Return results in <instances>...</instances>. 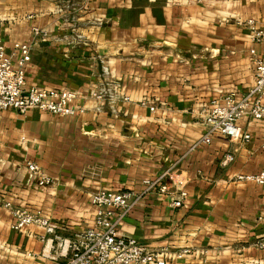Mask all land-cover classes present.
Segmentation results:
<instances>
[{
    "label": "crops",
    "instance_id": "crops-1",
    "mask_svg": "<svg viewBox=\"0 0 264 264\" xmlns=\"http://www.w3.org/2000/svg\"><path fill=\"white\" fill-rule=\"evenodd\" d=\"M249 18L264 30V0H0L7 53L14 42L31 41L33 26L48 33L31 41L26 86L67 89L87 109L76 116L0 112V264H62L50 240L92 225L93 192L139 191L143 179L165 172L168 192L146 194L119 235L152 249H192L166 264H264L253 244L264 236V185L236 179L264 171V121H238L248 142L215 132L188 151L206 133L209 101L254 83L248 50L264 60V39L250 41ZM108 81L129 100L115 103L116 114L107 102L94 114L90 94ZM225 153L234 160L222 167ZM28 161L52 184L36 188L11 168ZM180 190L187 196L174 207ZM1 200L40 211L54 233L10 229Z\"/></svg>",
    "mask_w": 264,
    "mask_h": 264
},
{
    "label": "built area",
    "instance_id": "built-area-1",
    "mask_svg": "<svg viewBox=\"0 0 264 264\" xmlns=\"http://www.w3.org/2000/svg\"><path fill=\"white\" fill-rule=\"evenodd\" d=\"M244 24L253 44L260 43L264 39V30L259 28L252 18L247 19ZM47 36L48 33L43 29L36 26L31 28L32 43ZM77 38L80 36L77 35ZM31 41L14 42L11 52L7 53L0 37V112L11 109L24 114L30 108H37L58 116L87 113V109L82 104L75 102L76 95L72 91L63 88L43 89L26 86L25 68L31 59ZM248 53L254 67V83L245 93H228L209 101L203 109L202 118L206 133L200 140L192 143L188 151L194 150L199 144L209 143L211 135L215 132L228 139L248 142L250 135L241 131L238 121L243 118L264 121V60L256 55L253 47ZM104 74H108L106 69ZM120 91L121 86L113 81L103 83L92 91L90 97L97 101L93 113L102 112L107 102L110 112L116 114L115 103L118 100H129V97L121 95ZM139 104L147 106L151 111L155 109L154 105H149L146 100L140 101ZM233 160L232 153H225L219 165L225 167ZM11 168L19 171L22 177L36 188H45L53 182L34 161H28L20 166L14 165ZM167 173L154 179H143L142 189L139 191L99 189L93 192L90 199L95 210L92 225L76 233L71 239L54 236V244L53 240H50L52 244L49 250H57V253L64 258L62 264H166L169 257L182 258L191 254V248L152 249L133 237L121 236L118 233L119 225L125 216L141 203L146 194L154 191L168 192L165 180ZM236 179L264 185V171L258 174H240ZM186 196L187 193L180 190L177 198L172 201V206H182ZM1 201V205L9 210L11 215L10 229L19 231L29 226H37L45 233H54V226L42 216L40 211L16 208L8 201ZM253 244L264 251V236L255 239ZM50 256L56 258L55 254Z\"/></svg>",
    "mask_w": 264,
    "mask_h": 264
}]
</instances>
